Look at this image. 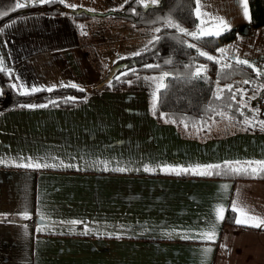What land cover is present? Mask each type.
Instances as JSON below:
<instances>
[{"label":"crops","instance_id":"obj_1","mask_svg":"<svg viewBox=\"0 0 264 264\" xmlns=\"http://www.w3.org/2000/svg\"><path fill=\"white\" fill-rule=\"evenodd\" d=\"M18 2L0 0V13ZM66 2L98 16L31 14L0 28V59L17 82L41 88L71 82L92 89L118 58L140 51L156 35L99 16L125 0ZM247 4L250 19L235 0H206L202 11L236 30L234 39L217 48L228 49L227 58L217 50L209 54L264 68V25L252 26ZM158 75H140L123 92L106 88L72 108L0 113V159L6 161L0 164V264H201L205 248L212 249L207 264H264V227L225 224L237 199L264 218V180L162 171L264 159V132L245 131L238 127L243 123L222 117L187 129L158 119L151 89L141 84L145 76ZM27 158L58 166H14ZM220 205L226 211L214 243L181 238L206 231ZM25 208L27 220L19 215ZM73 220L82 223H68ZM44 225L49 227L37 231Z\"/></svg>","mask_w":264,"mask_h":264},{"label":"trees","instance_id":"obj_2","mask_svg":"<svg viewBox=\"0 0 264 264\" xmlns=\"http://www.w3.org/2000/svg\"><path fill=\"white\" fill-rule=\"evenodd\" d=\"M252 26L257 28L264 25V0H249ZM195 7L192 0H159L155 6L145 9L135 0H128L122 6L111 9L106 13L99 14L112 19L122 20L133 24L137 28L146 30H155L161 28L159 36H166L155 44H148L140 50L142 55L133 56L128 54L118 58L112 69L104 76L92 89L82 88L83 91L72 87H55L53 91H40L31 95H19L16 90H13L10 85L17 82L16 76L12 73L11 78L6 72H0V113L20 108L21 104H48L44 108H72L81 103H84L88 98L96 93L109 88L112 91L123 92L129 88V82L134 78L143 74H160L161 71L172 73V77L165 80L168 85L166 89L161 90V101L157 105L156 116L160 120L161 113H165L167 117L174 119L176 124L184 125L180 121L183 120L188 124V128L206 127L211 120L220 119L221 116L217 112L227 113L233 116L239 123H242L244 116H241L237 109H241L245 116L252 117L253 111L257 110L260 104L264 105V75L257 73L245 65H239L235 61L222 60L226 63H231L232 67L227 69L223 74L219 73V65L207 60L197 54L195 49H188L185 46L178 44L171 39L172 35H178L175 29H166L163 25V18L172 16L178 21L182 27L188 31L195 30V17L192 12ZM135 9V13H133ZM31 14H50L62 15L66 14L74 19H89L98 14H94L84 9L76 8L72 10L65 7L59 0L51 4H43L36 6H28L12 10L11 12L0 17V28L6 23L26 15ZM236 37V30L231 29L224 32L221 36L211 39V42L195 41L190 37L181 36L180 39L188 40L190 43L196 44L201 50L207 53H215L217 48L231 41ZM171 59L173 63L164 64L165 60ZM146 64H159L161 68H146ZM200 65L207 66V72L203 76L207 80L199 78L194 79L191 73L195 72ZM187 66V67H186ZM135 70L134 72L132 70ZM127 73V74H125ZM119 77V79H117ZM226 85H232L233 91L237 88L245 89L246 94L241 100V93H236L235 101L230 100L231 93L225 90L222 93L223 99L216 100L213 97V92L217 91V80ZM244 80H249L250 84H244ZM111 83V87H109ZM67 85V84H65ZM46 89V88H44ZM256 96V97H255ZM74 97V100L67 99ZM255 97V98H253ZM56 101V104L50 103ZM246 103L248 107L241 108V104ZM231 104V108L228 105ZM41 108V107H36ZM210 109H215L211 111ZM258 120H264V109H260L257 115ZM171 122V121H170ZM176 175V174H175ZM180 176H198L192 174H181ZM203 177L214 178H229V179H246V180H264V174L260 177L251 178L248 176H232V175H212ZM235 213L229 208L225 218V224L236 225L234 223Z\"/></svg>","mask_w":264,"mask_h":264},{"label":"snow or ice","instance_id":"obj_3","mask_svg":"<svg viewBox=\"0 0 264 264\" xmlns=\"http://www.w3.org/2000/svg\"><path fill=\"white\" fill-rule=\"evenodd\" d=\"M55 2V0H20V2L16 3L13 10L24 8L28 6H36V5H43V4H51ZM60 3L64 4L65 7L71 8L72 10H75L77 6L70 5L66 2V0H59ZM127 3L128 0H125ZM136 3L143 6L145 9L155 6L159 0H150V3L147 2V0H135ZM195 7L193 8L192 12L195 17V21L198 23H195V30L194 31H188L184 27L181 26V24L176 21L172 16L164 17L162 22L164 25V28L166 29H175L176 33L178 35H172L171 39L175 40L178 44L187 47L188 49H195L197 54L201 57L206 58L209 61L214 62L215 64L219 65V73L223 74L227 69H230L232 67L231 63L223 62L221 58H218L216 56H213L203 50H201L196 44L190 43L188 40H182L180 39L181 36L190 37L192 40L195 41H202L205 40L206 42H211V39L218 38L221 36L225 31L230 29V22L226 21L224 18H216L212 16V14H209L205 11H202V8L206 9V0H192ZM235 6L239 8L242 11V14L245 18L250 19L249 12H248V4L247 0H235ZM89 11H92L89 9ZM134 14L135 9L132 10ZM6 13H0V15H3ZM207 17V19L205 18ZM83 28V26H81ZM2 31V30H0ZM156 33L161 32V28H156L154 30ZM86 34V33H84ZM167 38L166 36H159L155 35L153 38L149 41V44H155L159 42L161 39ZM147 48V46H146ZM217 51L221 54L222 57L227 58L228 57V49L225 48H219ZM142 55V52L137 51L133 53V56H140ZM123 59V57H122ZM235 60V63L239 65H245L248 68H252L257 75H264V68H258L255 67L250 61L247 59H241L239 57H233ZM173 61L171 59L165 60L164 64H171ZM146 68L152 69V68H161V65L159 64H146ZM187 67V66H186ZM135 71L134 69L132 70ZM0 72H6L9 77L11 78L12 72L8 68L7 64L4 63L2 59H0ZM207 72V66L206 65H200L196 68L195 72L191 73V77L194 79L204 78L205 81L207 80L206 76H203L204 73ZM127 74V73H125ZM169 77H172V73L168 71H161V73L158 76H145L143 79L145 83L152 87L151 92V98H152V112L153 115L156 114L157 105L161 101V90L166 89L168 85L165 83V80ZM18 79V78H17ZM119 79V77H117ZM131 83V82H129ZM217 85L219 86V79L217 80ZM244 84H250L249 80H244ZM111 83H109V87H111ZM10 87L13 90H16L19 95H31L40 91H48L51 92L54 90L56 85H53L51 87H48L46 89L38 87V86H27L23 82H14L10 85ZM59 87H72L77 88L80 91H83L82 88H79L78 85L74 83H69L67 85L61 83ZM227 90L229 93H231V96L229 97L230 100L235 101L236 99V93H241V100H243V95L246 94L245 89L237 88L236 91H233L232 85H226L224 88H219L217 91L213 92V97L216 100L223 99L222 93ZM255 98V97H253ZM69 100H74V97H68ZM52 104H56V101H50ZM21 107H27V108H36V107H48V104H41V105H35V104H21ZM229 108H231V104L228 105ZM248 105L246 103L241 104V108H246ZM211 111H215V109H210ZM239 111L241 116H244V120L242 123L245 125L244 130L247 131L248 129L253 130H259L261 132H264V120H258L257 115L259 113V110H253L249 109V111H253V116L248 117L245 116L244 112L241 109H237ZM219 116L224 117L225 119H234L233 116H229L227 113L224 112H217L216 113ZM161 118L165 119V122H173L176 121L170 117H167L165 113H161ZM181 123L184 124V127L187 129L188 124L181 120ZM6 161L3 159H0V164H5ZM14 166L17 167H24V168H32V169H39V168H47V167H57L56 164H47V163H41L39 161H34L32 158H27V162H20V163H14ZM62 167H71V165H65L63 162H60V165ZM118 171H125L124 168L116 169ZM145 171H152V169L145 168ZM162 171H165L167 173H174L176 175L181 174H189L192 175H199V176H212V175H242V176H248L251 178H257L260 177L261 174H264V159L261 160H235V161H224L222 164H207V165H195L190 167H165L162 169ZM225 191L227 190L228 186L224 185L221 186ZM238 195V194H237ZM226 208L224 205H220L217 208H215V218L210 222V226L206 231L199 232L194 236L184 235L181 238L182 239H199L201 241L205 242H211L214 243L217 236V230L219 226V222H222L224 220V214H225ZM231 211L233 213H236V216L234 217V223L237 225H243L246 227H252V228H262L264 227V218H262L260 215H257L255 213V209H252L251 211L248 209V206L246 204H242L239 199L234 200L231 203ZM5 219L7 218L8 214H4ZM22 219H30V215L25 208V210L21 213H19ZM40 220L44 221L45 217L43 214L40 215ZM4 222V221H0ZM11 222V221H8ZM63 223V222H61ZM71 225H76L78 223H82L80 221H70L68 222ZM55 226V222L51 225V227ZM22 227H26L23 226ZM49 227V225H44V227L37 228V231H43L45 228ZM89 232V229L87 225H85L84 232L82 234L87 235ZM116 238H119L117 236ZM205 254V258L201 260V264H207L206 256L207 254L211 253V248H205L201 250Z\"/></svg>","mask_w":264,"mask_h":264},{"label":"rangeland","instance_id":"obj_4","mask_svg":"<svg viewBox=\"0 0 264 264\" xmlns=\"http://www.w3.org/2000/svg\"><path fill=\"white\" fill-rule=\"evenodd\" d=\"M147 2H149L150 3V0H147ZM142 86H144V87H148L149 89H151V92H152V87H150V86H148L146 83H145V81H142ZM130 85V84H129ZM219 88H223V84H221V82H219V86H218ZM218 89V88H217ZM256 97V96H255ZM258 110H260V109H264V105L263 104H260L258 107ZM222 117V116H221ZM222 118H224V117H222ZM228 120H230V119H228ZM245 125H240L239 124V126L238 127H244Z\"/></svg>","mask_w":264,"mask_h":264}]
</instances>
